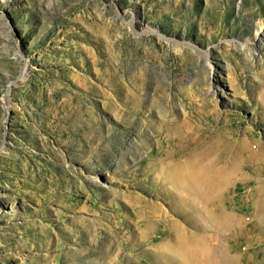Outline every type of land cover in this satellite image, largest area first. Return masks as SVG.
Returning a JSON list of instances; mask_svg holds the SVG:
<instances>
[{"label":"rangeland","instance_id":"rangeland-1","mask_svg":"<svg viewBox=\"0 0 264 264\" xmlns=\"http://www.w3.org/2000/svg\"><path fill=\"white\" fill-rule=\"evenodd\" d=\"M178 145L223 228L150 180ZM138 197L264 264V0H0V264H163Z\"/></svg>","mask_w":264,"mask_h":264},{"label":"bare ground","instance_id":"bare-ground-1","mask_svg":"<svg viewBox=\"0 0 264 264\" xmlns=\"http://www.w3.org/2000/svg\"><path fill=\"white\" fill-rule=\"evenodd\" d=\"M178 139L180 140L181 136L180 137L178 136ZM170 152L175 158L174 162H171L170 160L166 161V159L170 155ZM184 154L185 153H183L182 148L180 149L179 145H178L177 153L176 150L173 151H170L168 149L163 150L161 154V159L163 161V167L167 171L165 173L166 176L164 175L159 180H154L149 177L150 180L152 181V183L156 184L157 192L159 194L166 195L168 199L173 198L177 202H181V203L187 200H191L192 201L191 203H193L196 199L197 201L200 199L202 202V206L199 208L197 203H194V205H196V207H198L200 210H203V212L205 210L206 214L209 213L208 216L213 222H211V220L208 221L217 224L218 225L217 229L223 228L228 223V219H226L223 214H226V216H228V213L226 211H219L216 207H214V202L217 201L216 199L217 197L216 195H214V191L216 190H211L210 188L216 186V183H214L213 181L214 176H211L212 178L210 179L209 177L210 174L207 175V173L203 174V172H200L199 166L201 168L202 166L200 164H197V162L187 160L186 154L185 156ZM147 166L150 168L149 164ZM203 167H205L203 171H205L208 168V166H203ZM207 172L209 173V170H207ZM97 177L98 176H96V178ZM136 203L144 207L143 209H141L140 212L136 214V216L143 221L142 223L143 228L140 231H138L137 234L131 237L130 241L138 242L143 238H149L157 227L170 225L172 229L171 231L169 228L168 231L162 235L160 241L152 242L151 246L154 248V256H157L162 261L163 264H168V262L172 263L173 260L170 258L172 256L169 257L166 255L167 252L162 253V251L160 250L161 247H164L166 249H168L169 247L171 248L172 246H174L173 244L175 243L176 246L179 247L181 253L183 250H188V249L190 250L189 264H209L208 262L211 259V256H213L211 254H214L211 249H214L215 243H213L211 237L207 239H203V235L199 236L198 230L200 228V225L197 224L198 230L196 232L187 233L186 231H184L182 225L179 222L171 221V219H169L167 215H165L162 211L161 214L156 215L155 211L159 210V208L154 206V204L150 203L149 201L141 197H138ZM208 216L206 215L207 218H209ZM211 227L213 228V225ZM211 227L208 226L207 228L211 229ZM214 227L216 226L214 225ZM210 235L211 234H209V236ZM216 238L214 240H216ZM172 240L173 242H170ZM233 260H235L236 262V259ZM227 263H228V259L226 260V264ZM228 264H231L230 259Z\"/></svg>","mask_w":264,"mask_h":264}]
</instances>
